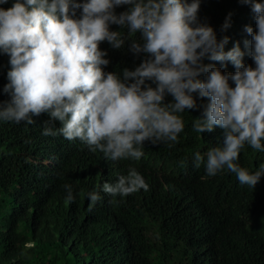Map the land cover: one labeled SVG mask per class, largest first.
I'll list each match as a JSON object with an SVG mask.
<instances>
[{
    "label": "trees",
    "instance_id": "obj_1",
    "mask_svg": "<svg viewBox=\"0 0 264 264\" xmlns=\"http://www.w3.org/2000/svg\"><path fill=\"white\" fill-rule=\"evenodd\" d=\"M16 2L8 0L0 8L7 10ZM131 7L114 11L119 16ZM197 25L213 28L218 42L228 37L225 52L239 44L243 64L256 67L245 44L252 40L246 28L258 31L251 3L200 0ZM109 30L120 33L123 43L115 48L101 42L107 53L103 58L109 61L105 73L123 81L125 69L135 71L151 57L132 51L133 44L143 46L142 32L117 24ZM209 57L202 65L225 75L238 71L231 61ZM10 70V56L0 49V107L11 100L4 91ZM208 74L197 79L205 81ZM147 85L157 87L151 80ZM229 85L234 88V81ZM192 96L197 106L176 113L184 122L177 142L145 141L137 146L144 153L139 160H119L135 168L148 185L147 191L141 188L128 196L103 191L105 180L118 178L103 174V152L71 149L59 132L61 122L50 121L48 113L33 116L32 124L0 119V264H264V176L249 187L226 168L207 174L206 153L224 146V130L194 131V121L202 118L210 98L198 91ZM174 102L166 93L163 103ZM46 127L56 134L44 135ZM197 152L204 157L198 168ZM236 163L254 174L264 165V147L256 150L245 143ZM65 185L71 186V202H66ZM90 192L100 197L91 207Z\"/></svg>",
    "mask_w": 264,
    "mask_h": 264
},
{
    "label": "clouds",
    "instance_id": "obj_2",
    "mask_svg": "<svg viewBox=\"0 0 264 264\" xmlns=\"http://www.w3.org/2000/svg\"><path fill=\"white\" fill-rule=\"evenodd\" d=\"M17 1L7 10L0 8V49L10 56L11 65L4 88L11 100L0 107V119L32 124L33 116L48 113L50 121L61 122L59 132L71 149L103 152V174L118 177L105 180L103 191L128 196L141 188L147 191L148 185L135 168L119 160H139L144 153L137 146L145 141L177 142L184 122L176 113L195 108L192 93L198 91L210 103L202 118L195 119L194 131L211 132L216 126L224 130V146L206 153L207 174L215 176L226 168L249 187L264 176V165L250 174L236 163L245 143L256 150L264 147V3L242 0L256 13L258 31L247 27L252 40L245 41L256 65L252 68L243 64L239 44L225 52L228 37L218 42L213 28L197 25L200 0ZM121 5L132 7L117 16L114 9ZM110 24L142 32L143 46L133 44L132 51L151 57L135 71L125 69L123 81L105 73L109 61L103 58L107 53L101 42L107 40L115 48L123 43L120 33L109 30ZM209 54L214 61H231L238 71L225 75L202 65ZM204 72L209 73L206 80L197 79ZM148 80L157 87L146 86ZM166 93L174 103H163ZM43 134L56 133L46 127ZM203 162L197 152L196 167ZM64 187L66 202L73 201L71 186ZM88 197L90 207L100 199L96 192Z\"/></svg>",
    "mask_w": 264,
    "mask_h": 264
}]
</instances>
